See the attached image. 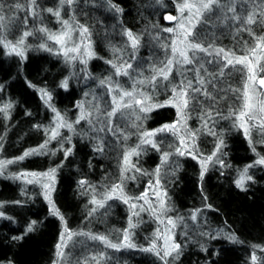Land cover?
I'll return each mask as SVG.
<instances>
[{
    "label": "trees",
    "instance_id": "obj_1",
    "mask_svg": "<svg viewBox=\"0 0 264 264\" xmlns=\"http://www.w3.org/2000/svg\"><path fill=\"white\" fill-rule=\"evenodd\" d=\"M111 3L122 12L111 8L108 0H77L75 3L76 24L89 28L91 50L95 53L86 64L69 63L39 47L25 51V58L21 59L7 55L0 46V107L12 104L8 118L0 113L3 154L0 160H15L48 140L45 129L53 127L55 114L41 99L39 89L50 93V103L69 122L74 123L80 115L81 109L77 105L82 103L86 112L91 111L93 123L99 128L95 106L99 105L102 112L111 109V95L100 81L111 77L113 84L118 82L122 88L131 91L135 81L150 78L154 74L153 67L162 66L161 62L170 57L171 49L162 45H170L174 35L163 29L176 25L175 20L166 19L169 15L179 16L175 0H111ZM251 7L238 3L237 11L242 13L243 9ZM215 25L198 24L194 30L201 34L206 47L211 44L213 49L224 48L242 56L255 46L253 36L246 31H237L242 25L231 20L224 23L217 20ZM249 27L257 36L264 35V24ZM125 30L140 37L134 58ZM257 55L264 56V53L258 51ZM122 60L132 64L130 76L115 75L112 64L106 62L120 64ZM225 63L215 54L197 52L192 65H175L169 81L158 80L154 93L150 85H136L138 92L152 94L153 102L163 103L172 96V84L191 79L194 86L199 87L196 69L203 65L200 75L212 96L209 99L195 93V99L186 110V127L196 133L197 159L188 154H177L179 136L163 132L154 138L160 150L141 145L140 154L131 157L140 171L125 173L124 193L139 197L151 189L150 184L155 185V172L159 168V187L166 193L163 199L169 211L154 215L146 211L141 200L133 199L126 204L113 198L107 200L103 208L91 212L95 206L90 201L94 195L98 200L102 199L113 184L121 183L124 153L140 143V132L174 123L176 109L168 105L141 113L139 107L133 105L123 113H117L113 127L127 133L126 140L119 132L114 135L107 130L94 131L87 120H81L79 124L74 123V132L61 128L60 136L48 144L46 154L12 163L16 167L11 168L13 173L0 175V212L4 217H10H0V264H54L56 245L60 243L65 225L72 233L103 235L113 243L121 242L124 231L128 230L136 247L116 250L102 246L88 235H73L63 249L65 257L61 264H85V260L87 264H96L92 257L99 258L101 254L100 264H164L152 252L140 249L149 247L153 241L159 244L155 232L162 231L164 220L169 218L175 222L173 241L181 245L179 258L172 260L169 257L170 264H252L253 253L260 264L264 260V251L260 250L264 248V165L249 168L248 175L252 179L246 182L245 191H241L235 181L245 166L264 156V132L252 127L253 143L250 145L244 130L234 126V117L224 118L230 111L239 109L240 92L232 89H242L246 78V70L241 71V65L223 68L221 76ZM261 63L264 64V60ZM260 75L264 76V72ZM64 80L68 81L67 89L61 87ZM208 111L213 114L208 127L216 135H210L208 128L203 126ZM137 116L141 119L137 120ZM67 137L71 138L70 142ZM218 137L225 143L218 155L227 166L222 168L218 163H209L201 180L199 160L213 153ZM98 144L102 145V152L95 150ZM69 148L71 153L65 158L64 149ZM163 152L170 155L162 164ZM51 168L56 169L51 200L63 216V222L53 215L40 184L10 178L16 172L43 173ZM81 180L86 181L83 187ZM133 203L135 209L130 208ZM133 212L138 214L133 215ZM194 213L195 220L192 219ZM130 219L135 225L131 229ZM33 221L36 222L34 230L27 232ZM225 234H234L238 242L225 239Z\"/></svg>",
    "mask_w": 264,
    "mask_h": 264
},
{
    "label": "snow or ice",
    "instance_id": "obj_2",
    "mask_svg": "<svg viewBox=\"0 0 264 264\" xmlns=\"http://www.w3.org/2000/svg\"><path fill=\"white\" fill-rule=\"evenodd\" d=\"M77 0H59V7L53 9L51 7L47 8L46 11L56 17L57 21L61 23L62 30L59 32H53L48 28L41 26L38 31L44 34L47 40L52 41L54 44L60 46V52L65 56V59L68 61L76 59L78 56L81 57L80 62L86 64L87 60L83 59V56H88L89 58L94 56L95 53L91 50L90 43V32L89 28L84 25H77L75 29L72 24H70L69 20L62 19L61 10L67 6L69 9L72 8L73 4H75ZM160 2V0H157ZM176 7L179 12L178 17L167 16L166 19L169 21L175 20V27L165 28L163 31L172 33L174 38L171 41L170 45H162L165 49H171V55L166 61L161 62L162 66L153 67V75L148 79H141L135 81L133 84L132 90L129 91L127 89L122 88L118 82L113 84L111 77L107 80H101V86H105L108 89L110 95H112V105L111 109L107 111H101L99 105L95 106V111L97 112L96 122L101 125V127L96 128L93 123L92 113L91 111H85L83 104H78L77 107L81 109L80 115L75 120V124H79L81 120H87L90 125L93 126V130L97 132H104L107 130L108 132H112L116 135L119 132V135L123 137L125 140L128 138V134L119 131L118 128L113 127V118L116 117L117 113H123L124 109L132 108L133 105L139 107V111L141 113L151 112L155 108L165 107L171 105L176 108L177 111V120L172 124H165L162 127L154 130H144L140 132V143L130 150H126L123 157V163L121 166V183L113 184L112 187L107 190L102 199H97L95 195L93 196L90 203H92L95 207L91 209V212H95L98 208H103L105 203L109 199L118 198L121 199L124 203H129L130 200H144L145 203L149 204L151 208V201L147 199L148 193L145 191L139 197H129L124 193V189L122 186L123 180L126 178L125 173L130 171H140V169L136 168L135 163L132 161V156H138L141 151V145H150L153 148H156L158 151L159 145L154 139L158 133L163 132H171L173 135H177L180 138V146L177 147L176 152L179 155H191L193 159H197V149L195 148V137L196 133L191 132L186 127L187 120V109L192 101L195 99V93H200L204 95L206 98L212 99L211 93H209L205 87V79L200 75V68L203 65H200L199 68L196 69V84L199 87H195L193 81L188 79L187 82L180 81L178 84H172L171 92L172 96L164 101L163 103L153 102V95L146 93L144 91H139L136 85H150L152 87L153 93L155 92L157 81H169V77L172 74L173 67L175 65H179L181 67L185 65H192L194 61H196V53L203 52L206 55L221 56L226 63L223 65L220 71V75L223 76V68L228 67L229 65L235 67V65H241V71L246 70L245 72V81L242 89H232L233 92H240V99L242 103L239 109L235 112L230 111L227 118L234 117V126L242 128L244 130L245 137L249 140V144L252 145L253 141L251 138V128L258 127L261 132H264V100H259L258 97L264 92V76H261L260 73L264 72V64L261 63L264 60V56L257 55V52L264 53V35L257 36L256 33L252 30L251 25L255 24H264V0H175ZM108 3L111 8L115 9L116 12H122V9L117 7L115 4L111 3V0H108ZM241 5H252L251 8H245L241 12L237 11V4ZM7 7L12 10V13L7 17L5 16V5L0 3V46H2L8 55H17L21 57V59L25 58V40L27 37L33 35V32L25 30L19 39H16L14 42L8 39L7 30L8 24L5 23L6 19L9 23L16 19L14 13L19 11H25L27 13L26 17L22 21L25 29L27 28V17L31 16L33 18H38L40 12L38 11L39 5L37 4V0H27L26 5L21 3H15L12 5H7ZM231 13L229 16L228 14ZM72 20H75V16L72 17ZM220 21L221 23L227 22L229 20L235 22L237 25H242L237 29V31H246L249 35L253 36L256 41L254 47H250L248 49V54L242 56H236L235 53H232L229 50H225L224 48H214L211 44H208L206 47L205 44L201 40V34L196 33L194 30L196 29L198 24H211L215 25V21ZM74 33H78L77 40ZM124 34L127 36L128 41L130 42V47L133 49V58L135 56V52L138 49L140 43V37L136 36L130 30H125ZM85 40L89 42L87 44L84 43ZM40 48L45 49L47 51H52L50 47L46 43H41L39 45ZM212 49V51H210ZM114 51H117L114 49ZM107 63H111L112 67L115 69V75L120 76H130L129 69H132V64L128 61H123L120 64H116L112 61H106ZM211 63V61H209ZM182 74V73H181ZM208 83H211L209 81ZM32 86V85H30ZM61 87L67 89L68 81L64 80L61 83ZM2 90V89H0ZM41 93V99L44 100V103L52 110L55 114L54 118V127H50L45 129V132L48 134V140H46L43 144H41L38 148H33L27 150L23 153V155L17 157L15 160H0V175L5 174V170L7 165L23 161L25 158L32 155H42L46 154L47 146L52 141L57 139L60 136V129L66 128L69 131H75L74 123L66 120L64 116L61 115L59 111L50 103L52 97L50 93H48L44 89H39ZM12 108L11 103L4 104L0 107V113H4L5 118H8V110ZM260 113L261 115H257L256 113ZM219 115V113H217ZM207 119H204L203 126L208 128V132L210 135H216L215 131L212 128L208 127V120L213 119V114L211 111L206 112ZM103 117V119H101ZM147 117L145 116L144 119ZM137 120L141 119L140 116L136 117ZM257 121L256 124H252L251 121ZM180 125L184 129V134L181 135V128L177 127ZM135 126V125H134ZM68 142L71 141L70 137L66 138ZM191 140L192 143L189 144L188 141ZM225 147V143L222 137H218V143L216 145L213 153L207 157H203L199 160L201 164V173L200 179L203 180L204 173L208 169L209 163H218L222 168L226 167L224 161L219 158V153H221L222 148ZM96 151H103L102 145L98 144L96 146ZM253 151L255 148L253 147ZM71 153V149H64L65 158ZM54 154V153H53ZM170 153L163 152L161 163L167 162ZM254 165H264V156L259 157L254 164H249L245 166L239 173V178L235 181L236 186L241 189V191H245V184L247 181L251 180L252 177L248 175L249 168ZM160 169L157 168L155 172V185L150 184L149 187L153 188L154 195L159 201V210L161 212H167L169 209L166 206V201L163 199V196H166V193L161 194L159 191L160 180H159ZM55 174L56 169L51 168L47 172L37 173V172H21L19 174L12 175L10 178L23 180L25 183H37L45 190V199L48 200L50 205V210L53 215L59 217L63 222L64 218L60 214V211L55 207L54 202L51 200V191L54 190L55 183ZM131 178H135L134 176ZM81 186L83 187L86 184V181H80ZM16 203H20L17 201ZM2 207V205H0ZM130 208L135 209L136 204H130ZM143 211L144 209L141 207L140 209ZM153 213L156 212V209H151ZM138 213L133 212V215H137ZM0 217H4V213L0 212ZM6 219H10V217H4ZM192 219H196V214L194 213ZM35 221H33L30 225H28L26 231L31 232L34 230ZM168 223L175 227V222L169 218ZM135 227V225L129 220V229ZM170 231V230H169ZM73 235H88L90 239L99 240L106 247H110L116 250H120L123 247L127 248H135L136 245L131 242L130 233L128 230H125L123 233V240L119 243L111 242L106 236L103 235H90L88 233H72L69 231L67 226L65 225L64 232L61 233L60 243L56 245V256L57 260L54 264H61V261L65 257V253L63 249L67 246L66 237L68 240L72 238ZM159 230L157 231V237H160ZM214 239L217 237H213ZM224 238L231 241L232 243H237V237L234 234H225ZM14 239H22V237H14ZM165 243L163 248H158L155 241L147 248H141V251L144 252H152L154 255L159 257L164 264H170L169 257L172 260L178 259L180 255L181 245L175 243L171 239V235H167L164 237ZM171 241V242H170ZM206 251V249H204ZM264 251V248L260 249ZM175 253V255H173ZM101 257L93 256L92 260L96 261V264H100ZM258 257L255 253L252 254L251 260L252 264H257ZM85 264H87V260H85ZM260 264H264V260L260 261Z\"/></svg>",
    "mask_w": 264,
    "mask_h": 264
},
{
    "label": "rangeland",
    "instance_id": "obj_3",
    "mask_svg": "<svg viewBox=\"0 0 264 264\" xmlns=\"http://www.w3.org/2000/svg\"><path fill=\"white\" fill-rule=\"evenodd\" d=\"M20 2H23V4L26 5L27 0H22V1H20V0H0V3H3L5 5V16L7 17L9 14L12 13V10H10L7 7V5H12V4H15V3H20ZM37 4L39 5L38 11L40 12V15H39L38 18H33L31 16H28L27 17L28 23H27V28L26 29H25L24 25L22 24V21L24 20V18L27 15V13L25 11L22 10V11H19V12H15L14 15H15L16 19L14 21H12L11 23H9L8 20L6 19L5 23L8 24V30H7V33H6L7 36H8V39H10V40H12L14 42L16 39H19V37L22 35L23 31H25V30L31 31V32H33V35L27 37L26 40H25V51L29 50L30 48H34V47L38 48L41 43H46L48 45V47H50L52 49V51H47V52H50L52 54H56V55L60 56L63 60H66L65 56L60 52V46L54 44L50 40H47L46 36L38 31V29L41 26H44V27L48 28L49 30H51L53 32H59V31L62 30V25H61L60 22L57 21L56 17H54L53 15L49 14L46 11V9L49 8V7L53 8V9L59 7V0H37ZM76 8H77V5L73 4V8L68 9L67 6H65L61 10L62 19L69 20L70 24H72L74 29L77 26V24H76L75 20L74 21L72 20V17L75 16V18H76V13H77V9ZM74 35L76 36L77 40H79L78 33H74ZM88 42H89L88 40L84 41L85 44H87ZM4 51L6 52L5 49H4ZM6 54H7V52H6ZM218 57L222 58V54H221V56H218ZM82 58L87 60L89 57L88 56H83ZM80 59H81V57L78 56L74 60H71V61L67 60V61L69 63H72V64H73L74 61H75V63L77 62V63L83 64V63L80 62ZM261 91L264 92V90H261ZM258 99L259 100H264V94L260 95L258 97ZM110 104L112 105V95H111V98H110ZM169 106H171V105H169ZM80 112H81V110L79 111V113ZM256 114L258 116L261 115L258 112ZM251 123L252 124H256L257 121L253 120V121H251ZM53 127H54V122H53ZM177 127L181 128V135H183L184 134V129L180 125H177ZM188 143L191 144L192 141L189 140ZM1 156H3V154H2V150L0 149V157ZM13 166L14 165H12V164L7 165V168L5 170L4 176H7V175L9 176L10 174L13 173L11 168H13V169L16 168V167H13ZM19 173L20 172H16V174H19ZM20 181H23V180H20ZM159 191H160L161 194H163V192L160 189V187H159ZM43 192L45 193L44 189H43ZM51 193H52V191H51ZM147 193H148L147 199H149L151 201V208L149 207V204L145 203L144 200H141V202L143 203V206L145 207L146 211H148L149 213L153 214V211L151 209H156V212H155L156 214L161 213V210H159V201L157 200L156 196L154 195L153 188H151ZM163 198H164V196H163ZM155 213H154V215H155ZM161 222H162V220H160V223ZM164 222L165 223L162 224V228H161L162 231H159L160 234H161L160 237H159V244H157L158 242L156 243L158 248H163L164 247V243H165L164 237L165 236L171 235V239L173 240L172 225L168 223V220H164ZM155 234L157 235V231L155 232ZM68 241L69 240L66 237V243ZM100 243H101L102 246L106 247L102 242H100Z\"/></svg>",
    "mask_w": 264,
    "mask_h": 264
}]
</instances>
